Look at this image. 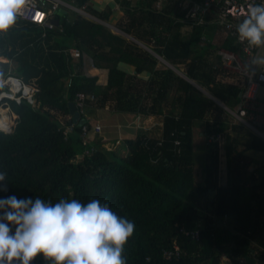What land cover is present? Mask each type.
<instances>
[{
  "label": "trees",
  "instance_id": "trees-1",
  "mask_svg": "<svg viewBox=\"0 0 264 264\" xmlns=\"http://www.w3.org/2000/svg\"><path fill=\"white\" fill-rule=\"evenodd\" d=\"M65 1L81 7L87 0ZM116 1L123 12L115 25L120 33L67 7L54 12L52 29L18 17L0 33V56L10 61V72L39 89L34 104L10 102L16 123L9 132L0 130V171L7 172L9 184L0 198L106 202L135 224L124 249L126 264H264V160L243 177L239 169L244 152L264 153V139L244 126H230L228 118L219 116L223 110L216 101L171 68L158 70V58L121 32L149 46L229 107L238 101V88L216 80L215 50L235 49L232 40L213 43L214 25H189L177 0ZM86 10L104 22L114 12L110 4L98 9L91 3ZM202 35L208 39L201 40ZM72 47L107 70L103 89L96 76L82 73L83 56H72ZM121 62L133 66L134 73L120 68ZM142 72L150 73L148 80L139 76ZM78 91L95 95L87 106L109 104L122 112L159 115L161 131L125 138L123 152L99 142L84 145V117L73 122L68 134L59 118L70 114L69 102ZM197 121L203 129L195 137ZM228 131L242 140L224 135L227 174L220 184V138ZM200 148L203 161L197 162ZM194 229L197 238L190 236ZM165 251H172L170 257ZM32 264L51 262L38 256Z\"/></svg>",
  "mask_w": 264,
  "mask_h": 264
},
{
  "label": "clouds",
  "instance_id": "clouds-1",
  "mask_svg": "<svg viewBox=\"0 0 264 264\" xmlns=\"http://www.w3.org/2000/svg\"><path fill=\"white\" fill-rule=\"evenodd\" d=\"M26 3L0 0V33L15 25ZM237 33L251 47L264 46V4L249 5ZM259 65L264 58H253L251 75ZM8 185L7 172L0 171V192ZM134 231V222L99 199L53 204L39 197L0 198V264H32L38 256L51 264H126L124 249Z\"/></svg>",
  "mask_w": 264,
  "mask_h": 264
},
{
  "label": "built area",
  "instance_id": "built-area-1",
  "mask_svg": "<svg viewBox=\"0 0 264 264\" xmlns=\"http://www.w3.org/2000/svg\"><path fill=\"white\" fill-rule=\"evenodd\" d=\"M99 1L102 0H87L84 5L77 7L65 0H27L18 17L34 22L44 29H52L56 23L54 12L60 7H67L86 18L98 20L86 10V7ZM156 1L159 3L162 0ZM114 2L115 7L119 8L118 1L114 0ZM250 4H264V0H177V6L185 13L183 20L189 25L211 23L215 27V33L221 36L223 40H232L235 49L217 46L215 50L217 56L215 66L219 69L216 80L236 86L238 88V101L235 106L229 107L214 98L217 99L218 102H216L220 105L224 114L231 119L230 124L244 126L264 139V65L256 67L253 75L249 71L253 58H264V46L251 47L247 42H242L237 33V26L246 18ZM104 24L112 31L120 33L114 25L107 22ZM44 35L45 32H42V36ZM207 39L205 35H202L201 40L206 41ZM70 53L74 57L83 56L76 47H72ZM0 60L8 59L0 56ZM90 66L95 68L91 59ZM73 76L71 74L67 78L66 87L71 86ZM260 88L262 91H260ZM38 91V87L24 82L21 78L12 74L10 69L3 73L0 72V130L9 132L16 123V114L12 111L10 102L14 101L19 104L22 100H25L30 104H34L35 94ZM94 100L95 95L92 93L83 91L75 93L73 102L79 118L81 116L85 117L87 105ZM59 118L63 133H71L74 129V123L69 116L62 118L60 114ZM100 131L101 125L99 124L88 125L86 122L82 123L80 133L82 143L84 145L89 144L90 133H99ZM174 144L178 147L180 140L175 139ZM89 150L85 149L84 151L88 154ZM79 158H82V155ZM198 232V229H194L190 231V236L197 238ZM174 252L178 253L177 246L174 247ZM164 254L166 257H170L172 251H165Z\"/></svg>",
  "mask_w": 264,
  "mask_h": 264
},
{
  "label": "crops",
  "instance_id": "crops-1",
  "mask_svg": "<svg viewBox=\"0 0 264 264\" xmlns=\"http://www.w3.org/2000/svg\"><path fill=\"white\" fill-rule=\"evenodd\" d=\"M101 3L104 4L105 6L109 5V4L112 5V8L114 9V11L120 10L119 8L115 7L114 0H102ZM184 28L185 27H182V30H186ZM222 40H223L222 37L219 36L218 34H216L215 29H214L213 38H212L213 43H218ZM143 45H145V44H143ZM140 46H142V45H140ZM142 47H144L145 49L148 50L147 47H149V46L145 45ZM154 53H152V54H154ZM155 54L154 55L158 58V63L156 64V68L158 70L166 69L168 67V68H171L173 71H175L178 75L183 77L181 73H179L178 71H176L174 68L171 67V65H172L171 63H169L167 60H165L162 56L158 55L157 53H155ZM119 67L122 68L123 70L127 71L128 73H134V68L131 65H128V64L121 62V63H119ZM173 67H175V66H173ZM176 69H178V68H176ZM178 70H180V69H178ZM82 73H86L87 76H96L97 77V85H99V87L102 89L105 87L106 81H107V70L104 68L96 67V66H95V68H92L90 66V57L86 54L83 55ZM149 75H150V73H148V72H142L141 74H139V76L145 80H148ZM200 87L204 91H206L203 86H200ZM206 92L209 93L208 90ZM90 109L91 108H89V106H87V108L85 109V117L84 118H86V119L92 118L91 119V125L99 124V125H101V130H102L101 132L98 133V135H96L97 133H93V132L90 133V141L99 142L101 144V146L106 147V148H109V145H112V146L114 145V147L118 148V150L123 152L124 147L122 145H123V140L125 138H132L139 132H143L146 134H152V133H155V131L158 133L161 131L162 117L159 115H153V114L141 115V114L131 113V115L133 116V117H131V115H129L128 112H122V111L114 110L113 108L109 107V104H105L103 107L93 108V109H96L95 113L90 112ZM91 111H93V110H91ZM101 111H102V113L100 114L99 112H101ZM68 116H69V118H71L70 114ZM65 117H67V116L62 115V118H65ZM198 123H199V121L194 123V131H195V135H196L195 137H197V132H200V130H199L200 128L198 127V125H196ZM108 125L110 127L109 131L106 130ZM111 140H114L115 142L114 143L110 142ZM261 160H263V158Z\"/></svg>",
  "mask_w": 264,
  "mask_h": 264
},
{
  "label": "rangeland",
  "instance_id": "rangeland-1",
  "mask_svg": "<svg viewBox=\"0 0 264 264\" xmlns=\"http://www.w3.org/2000/svg\"><path fill=\"white\" fill-rule=\"evenodd\" d=\"M112 3V2H111ZM93 6L94 7H96V8H98V9H104V4H102L101 3V1H99V2H94L93 3ZM116 9V8H115ZM69 11V15H71L72 14V11L71 10H68ZM91 14V13H90ZM92 15V14H91ZM123 18V12L121 11V10H118V11H114L113 12V14L110 16V19L107 21L109 24H111V25H116L117 24V22L118 21H121V19ZM91 19V18H90ZM129 40H131V38H128ZM4 58V57H3ZM6 59V58H5ZM183 67V66H182ZM84 75H87L86 73H83ZM204 89L207 91V88L206 87H204ZM260 91H262V89L260 88ZM109 107H111V106H109ZM89 108H91L90 109V112H92V113H95L96 112V109H93V108H96V106H89ZM91 110H93V111H91ZM100 114L102 113V111L101 112H99ZM223 113V112H222ZM221 112H220V115L219 116H221V117H225L226 118V120H227V117L228 116H226V115H223ZM129 115H131V113H129ZM131 117H133L132 115H131ZM91 119L92 118H88V120L89 121H91ZM228 121H231V119L228 117ZM196 125H198V127L200 128V129H203V126H202V122H199L198 124H196ZM232 124H230V126H231ZM109 125H108V127H107V129L106 130H108L109 131ZM199 129V130H200ZM102 131V130H101ZM100 131V132H101ZM160 133V132H159ZM228 133H230L229 135L231 136V137H233L234 136V134L232 133V132H230V131H228V132H225V133H223V136L220 138V152H221V159H222V161H221V168H220V171H219V183L221 184V183H225V181H226V174H227V167H226V158H225V153H224V139H225V137H224V135L225 134H228ZM152 134H154V135H158V132H156L155 131V133H152ZM96 135H98V133L96 134ZM234 139H236V140H239V141H241L242 140V138H241V135L239 136V137H236V136H234ZM196 140L198 141L199 140V137L198 138H196ZM110 142H115L114 140H111ZM199 143L200 144H202L203 143V138L202 139H200L199 140V142H198V146H201V145H199ZM116 145V144H115ZM109 148H111L110 150L111 151H114V152H116V151H118V149L116 148V147H114V145L112 146V145H109ZM201 152V153H200ZM233 154H234V152H233ZM203 151H202V149L200 148V150H199V153L196 155V161L197 162H200V161H203ZM263 158V160H264V153L263 152H255V151H246V152H244L241 156H240V174H241V176L243 177V175L246 173V172H250L251 170H253L255 167H259L260 165H261V162H262V159ZM235 169L236 168H234V171H235ZM244 173V174H243ZM198 178V177H197ZM261 216H262V218H263V220H264V211H262V213H261ZM222 225H224V223H222ZM252 262H254L253 260H252ZM226 264H228V263H226Z\"/></svg>",
  "mask_w": 264,
  "mask_h": 264
},
{
  "label": "water",
  "instance_id": "water-1",
  "mask_svg": "<svg viewBox=\"0 0 264 264\" xmlns=\"http://www.w3.org/2000/svg\"><path fill=\"white\" fill-rule=\"evenodd\" d=\"M96 21H99L101 23H106V22H103L102 20L98 19ZM124 36H126L127 38H131L132 40H134L135 42L139 43L140 45L142 46H145L143 45L140 41L136 40L135 38H133L132 36L124 33V32H121ZM149 51H151L152 53H154L149 47H147ZM155 54V53H154ZM156 55V54H155ZM165 61V60H164ZM166 62V61H165ZM172 68H174L176 71H178L179 73L182 74V76L184 78H186L190 83H192L193 85H195L198 89H200L202 92H204L208 97H211L213 100L217 101V99H215L213 96H211L208 92L204 91L200 86L199 84L195 83V81H193L192 79L188 78L184 73H182L180 70L176 69L175 67H173L171 65ZM10 69V62L9 60H0V71L1 72H4L6 70ZM219 101V100H218ZM217 101V102H218ZM69 110H70V115H71V121L74 122L76 121L77 119H79V115H78V112L76 110V107H75V104L74 102H69ZM85 122V119L84 118H81V123H84Z\"/></svg>",
  "mask_w": 264,
  "mask_h": 264
}]
</instances>
